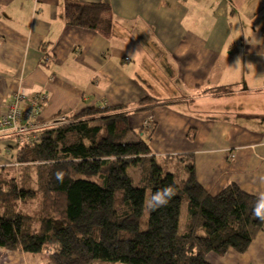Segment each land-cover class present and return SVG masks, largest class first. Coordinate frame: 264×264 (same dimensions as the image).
Instances as JSON below:
<instances>
[{"label": "crops", "instance_id": "0c3cea01", "mask_svg": "<svg viewBox=\"0 0 264 264\" xmlns=\"http://www.w3.org/2000/svg\"><path fill=\"white\" fill-rule=\"evenodd\" d=\"M65 1L0 0V115L16 93L22 108L44 97L41 121L122 105L130 134L153 128L154 155H191L210 194L229 182L264 191V0H102L105 33L67 25ZM223 85L233 88L215 94ZM22 145L0 139V167L17 180ZM28 258L0 248V264ZM207 260L264 264V224L244 255Z\"/></svg>", "mask_w": 264, "mask_h": 264}, {"label": "trees", "instance_id": "16d2710c", "mask_svg": "<svg viewBox=\"0 0 264 264\" xmlns=\"http://www.w3.org/2000/svg\"><path fill=\"white\" fill-rule=\"evenodd\" d=\"M109 10L102 0H66L63 18L105 33L99 23ZM128 114L122 105L85 106L40 130L17 155L18 162L36 166L35 188L22 187L0 167V248L21 251L37 264H212L210 252L248 249L263 226L252 214L256 195L233 182L210 194L196 179L191 155L152 153L153 128L127 141ZM130 166L139 169L137 185ZM168 185L176 195L148 210L146 193L150 198ZM34 198L39 203L30 212Z\"/></svg>", "mask_w": 264, "mask_h": 264}, {"label": "built area", "instance_id": "2783aa9c", "mask_svg": "<svg viewBox=\"0 0 264 264\" xmlns=\"http://www.w3.org/2000/svg\"><path fill=\"white\" fill-rule=\"evenodd\" d=\"M125 60H128V57H125ZM24 98L21 93H16L6 104L5 111L0 115V139L16 137L20 144H31L37 140L40 130L67 121L64 115L50 121L39 120V101L44 97L33 96L29 106L22 108L20 104Z\"/></svg>", "mask_w": 264, "mask_h": 264}, {"label": "rangeland", "instance_id": "374dc122", "mask_svg": "<svg viewBox=\"0 0 264 264\" xmlns=\"http://www.w3.org/2000/svg\"><path fill=\"white\" fill-rule=\"evenodd\" d=\"M240 51V50H239ZM131 132V131H130ZM130 132L128 133V135L126 136V140L127 141H133V140H136V138L132 135V134H130ZM137 140H138V138H137ZM36 166L34 165V164H26V165H24L23 166V168L18 172V180H17V182L20 184V185H22V187H24V188H35L36 187V168H35ZM9 170H12V171H14L13 170V168L12 169H9ZM3 173H5L7 176H12V174L14 175V173L13 172H5V170H4V172ZM128 173L132 176V178H133V180H134V182H135V184L137 185V184H139V178H140V172H139V169H138V167H133V166H130L129 168H128ZM15 176V175H14ZM149 199V192H147L146 193V201ZM38 203H39V199L38 198H34V199H32V200H30L29 201V203H28V205H27V207L26 208H28V210L30 211V212H32L34 209H37V205H38ZM185 211H186V206L185 205H182V219L184 218V215H185ZM263 224H264V222H263ZM262 229V228H261ZM260 229V230H261ZM259 230V231H260ZM259 231L257 232V234L259 233ZM256 234V235H257ZM256 237V236H255ZM251 245V244H250ZM250 245H249V247H250ZM248 247V248H249ZM231 250V249H230ZM230 250H228V251H230ZM228 251L223 255V256H219V255H217V254H215V253H213V252H210V253H208L207 255H206V259H207V257H208V255H209V257L210 256H213V257H217V258H224L225 256H226V254L228 253ZM233 251V250H232ZM248 251V249L246 250V251H244L243 253H237V252H235V253H237V254H239V255H244L246 252ZM30 261H29V264H34V262H35V260L32 258V257H30V258H28Z\"/></svg>", "mask_w": 264, "mask_h": 264}, {"label": "clouds", "instance_id": "9594fccd", "mask_svg": "<svg viewBox=\"0 0 264 264\" xmlns=\"http://www.w3.org/2000/svg\"><path fill=\"white\" fill-rule=\"evenodd\" d=\"M260 182L264 184V176L260 177ZM175 195L176 191L172 185L158 189L156 192L151 194L150 198L146 201V208L148 210H156L158 208L167 206L169 201ZM252 214L257 220L264 222V191L257 193L256 201L252 208Z\"/></svg>", "mask_w": 264, "mask_h": 264}]
</instances>
